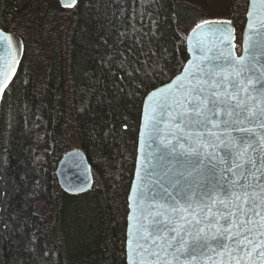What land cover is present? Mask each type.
Returning <instances> with one entry per match:
<instances>
[{"label": "trees", "instance_id": "1", "mask_svg": "<svg viewBox=\"0 0 264 264\" xmlns=\"http://www.w3.org/2000/svg\"><path fill=\"white\" fill-rule=\"evenodd\" d=\"M225 2L239 54L248 0ZM176 4L0 0V29L24 49L0 103V264H126L143 98L179 73L200 23L181 26ZM72 150L89 165L91 203L61 214L62 200L77 196L60 190L54 170ZM77 231L79 250L68 243Z\"/></svg>", "mask_w": 264, "mask_h": 264}, {"label": "snow or ice", "instance_id": "2", "mask_svg": "<svg viewBox=\"0 0 264 264\" xmlns=\"http://www.w3.org/2000/svg\"><path fill=\"white\" fill-rule=\"evenodd\" d=\"M59 2L73 7L77 0ZM247 15L253 38L245 33L240 56L231 21L197 23L188 41L192 58L143 98L144 162L137 163L129 197V221L136 223L128 229L127 264H160L156 248L171 250L167 264H199L217 249L235 252L241 264L250 256L245 242L264 229V155L258 154L264 153V0ZM13 39L0 30V99L24 55L23 43L13 47ZM193 221L216 229L215 248L205 228L193 233Z\"/></svg>", "mask_w": 264, "mask_h": 264}, {"label": "water", "instance_id": "3", "mask_svg": "<svg viewBox=\"0 0 264 264\" xmlns=\"http://www.w3.org/2000/svg\"><path fill=\"white\" fill-rule=\"evenodd\" d=\"M56 1L59 3V5L61 7L68 8V7L62 6L60 4L59 0H56ZM260 2H261V0H255V7H253L252 6L253 0H248V6H247V11H246V21H245V25H244V28L242 31V36H241V49H240L239 54H237L236 49H234L236 56H240L242 54L245 33L249 34L250 40L253 38L252 33L254 30H250L247 27V25H248L247 13L248 12H259ZM3 33L5 35H10L4 31H3ZM190 33H191V30L187 34L186 39H185L186 50L188 53L187 61L192 58L191 52L189 51V46H188ZM233 35L235 37V31H233ZM12 37L14 38L13 39V47H15L17 40L15 39L14 36H12ZM233 42L235 43V39ZM0 51H2V50H0ZM187 61L185 62V64L187 63ZM174 78L175 77H173L168 83H170ZM168 83H166V84H168ZM161 86H163V85H161ZM161 86H159V87H161ZM0 103H1V99H0ZM142 109H143V104H142ZM141 122H142V111H141V118H140L138 137H137V148H136V156H135V163H134V171H133V176H132V180H131L130 187H129V192L127 195L128 213H127V217H126V240H125V261H126V264H127L128 229H129L130 223L133 225H135V223H136L135 220L129 221V215L133 211V208L130 207L129 205L130 204L134 205V201H131L129 199V197L132 196L131 190H132L133 184L137 182V178H136L137 163H138V161L140 163L144 162L142 154H143V151H145V149H143L141 142H140ZM257 139H259V137H257ZM261 147L264 148V145H262ZM258 154L264 155V153H258ZM54 175H55V179H56V182H57L60 190L62 192H64L65 194L70 195V196L83 195V194L89 192L92 188V185H93V179H92V175H91V172L89 169V165H88L83 153L79 150H72V151H69V152L65 153L64 155H62L56 164V167L54 170ZM78 188H83V190L82 191L73 190V189H78ZM188 219L191 220L192 219L191 216H189ZM237 219H239V217ZM255 219L258 221L259 217H256ZM190 227H191V230L193 231V233H195L199 228H205V233L209 237V243L212 245L213 248L216 247V240L211 239L212 235L216 231L215 228H213L211 226L206 227L204 222H202L199 225H196L194 221L192 222ZM261 231H264V229H260L259 227H257L256 233L251 237L252 243L245 242L247 244V248L250 252V256L243 257V259L241 260V264H261L262 258L259 255V248L261 247L260 242L264 241V236L258 235V233ZM234 239H235V237H234ZM149 243H151V241ZM228 243L231 246L232 242H228ZM243 247H244V245H241V249ZM253 249H255V250H253ZM156 251L160 252V257H159L160 264H167V262L172 259L171 254H170L171 250H168V252H169L168 255L165 254V251L163 248H156ZM219 252H224V255L223 256L219 255L218 254ZM235 256H236L235 252H233L231 255H229L228 251H225L223 249H217L215 252L210 254L209 258H201L199 264H229L230 260H231V264H235ZM137 258L139 259V257H137ZM181 260H183V257H181ZM174 264H175V262H174Z\"/></svg>", "mask_w": 264, "mask_h": 264}, {"label": "rangeland", "instance_id": "4", "mask_svg": "<svg viewBox=\"0 0 264 264\" xmlns=\"http://www.w3.org/2000/svg\"><path fill=\"white\" fill-rule=\"evenodd\" d=\"M177 15L179 17V24L181 26H189L195 22H202L204 20L210 21H228L230 18V13L225 0H176ZM62 213L67 210L75 213L76 211H81L83 207L89 205L91 202L86 200L83 195L77 196V198H64ZM85 210V208H84ZM86 213V212H85ZM85 215V214H84ZM74 218L67 216L64 218L62 216V223L66 222L68 225L73 224ZM77 224L74 226L77 227ZM83 225V223H81ZM78 228V227H77ZM76 228V229H77ZM82 237L79 233L72 235V240L69 241V248L76 250L80 249L78 243L81 242Z\"/></svg>", "mask_w": 264, "mask_h": 264}, {"label": "flooded vegetation", "instance_id": "5", "mask_svg": "<svg viewBox=\"0 0 264 264\" xmlns=\"http://www.w3.org/2000/svg\"><path fill=\"white\" fill-rule=\"evenodd\" d=\"M7 33V32H6ZM9 34V33H8ZM11 35V34H10Z\"/></svg>", "mask_w": 264, "mask_h": 264}]
</instances>
